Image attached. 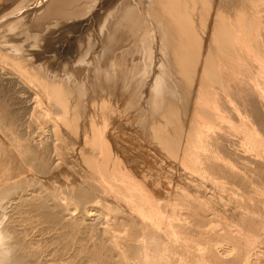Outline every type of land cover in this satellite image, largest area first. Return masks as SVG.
Listing matches in <instances>:
<instances>
[{"label": "bare ground", "instance_id": "1", "mask_svg": "<svg viewBox=\"0 0 264 264\" xmlns=\"http://www.w3.org/2000/svg\"><path fill=\"white\" fill-rule=\"evenodd\" d=\"M0 260L264 264V0H0Z\"/></svg>", "mask_w": 264, "mask_h": 264}, {"label": "rangeland", "instance_id": "2", "mask_svg": "<svg viewBox=\"0 0 264 264\" xmlns=\"http://www.w3.org/2000/svg\"><path fill=\"white\" fill-rule=\"evenodd\" d=\"M86 31H88V30L86 29V30L82 31L81 33H79V35H77V37L80 36L81 34H84V32H86Z\"/></svg>", "mask_w": 264, "mask_h": 264}, {"label": "clouds", "instance_id": "3", "mask_svg": "<svg viewBox=\"0 0 264 264\" xmlns=\"http://www.w3.org/2000/svg\"><path fill=\"white\" fill-rule=\"evenodd\" d=\"M0 264H3V261L2 260H0Z\"/></svg>", "mask_w": 264, "mask_h": 264}]
</instances>
